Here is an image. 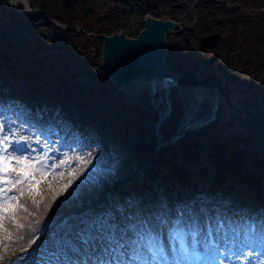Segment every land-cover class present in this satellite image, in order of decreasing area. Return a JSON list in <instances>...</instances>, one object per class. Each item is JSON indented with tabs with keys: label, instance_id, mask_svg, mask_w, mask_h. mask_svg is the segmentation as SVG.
Masks as SVG:
<instances>
[{
	"label": "rangeland",
	"instance_id": "1",
	"mask_svg": "<svg viewBox=\"0 0 264 264\" xmlns=\"http://www.w3.org/2000/svg\"><path fill=\"white\" fill-rule=\"evenodd\" d=\"M72 1L70 5H67L65 0H55L52 5V17L36 19L31 23L25 19V14L29 13L24 12L22 3L13 6L11 0H0V42L1 37L6 35L9 38L12 37L14 41L33 44V52L26 54L25 57L40 54L38 59L47 62L51 69V77L55 79V85L59 83L61 86L58 89L53 85L54 91L49 92L50 96H47L48 92L40 96V94L35 95L26 85L10 87L11 84H7L8 79L0 75V264H95L96 261H103L102 254L111 247H107L106 250L101 247L98 250L94 249V253L93 250L91 254L85 252L78 256L69 251L70 247L66 246L70 244L72 246V243L67 241L75 221L67 222L65 216L71 214L74 220L84 221L89 226L101 227L106 231V228L118 229L115 226L117 219L110 224L104 221L112 217L114 211L103 215L102 222L95 219L91 207V204L98 205L99 200L91 203L90 207L75 206L68 212L57 213L59 215L56 214L55 217H48L45 214L46 209L40 211L34 208V205L36 207L44 201L52 205L62 203L68 198L76 197L82 185L86 184V180L97 184L105 177L117 179L124 170L128 171V175L125 174L123 179L126 183L119 189H132L130 187L138 182L135 171L142 173L151 165V160H147L139 168L138 156L141 154L132 155L133 148L139 140L140 134L136 133L138 127L143 128L145 135L140 137H143L145 141L154 139L158 141L159 147H166L180 142L186 134L197 133L207 126L208 133L225 131L231 136L238 137L237 140L249 141V144L252 142L255 149L261 152L260 156L264 162V123H258L226 106L215 90L174 87L170 91H158L154 94L153 85L149 82H136L130 88L118 89L110 79L108 69L103 66V41L96 35L124 31L128 36L134 37L142 30L145 12H153L157 15L170 14L183 23L181 31L184 33L180 34L177 30L168 35L167 56L170 54L172 44L175 45L177 40L189 37L190 45L184 43L183 49L176 51L172 49L174 50L173 58H181L183 62L184 55L190 56L193 63L188 69L197 70L201 78L213 73L214 69L218 70L224 82L238 90L234 100H238L239 104L248 106L258 116L264 118V50H253L249 44L240 43L233 48L229 38L226 37V34L234 28L231 18L237 20L239 17L246 16L249 27H251L252 17L264 19V0H194L195 3L193 0H175L171 7L169 3L160 2L156 7L151 8L144 5L142 7L137 3L138 1L133 2L134 0L128 4L125 0H87L83 9L76 7L73 23L59 20L58 16H69L63 15L67 11L63 10L66 7L70 8L73 5ZM29 2L31 4V0ZM33 8L41 10L37 6ZM12 9L21 11L19 16H12L13 13L9 12ZM204 17H208L209 21L203 22ZM193 20L197 24L194 25ZM54 21L70 26L69 28L59 26L65 34H68L67 37L64 35L62 37L60 33L55 32ZM242 21L240 20L241 23ZM209 28L221 33L224 39L220 40L216 49L204 52L199 42L201 37L211 32ZM25 49L28 50L26 47ZM217 52L222 53L220 63L218 61L208 65L206 58ZM167 66L168 68L170 66L168 61ZM173 66L174 68L170 67L172 73L178 75L183 71V67H179L180 63ZM90 91L97 98V103L93 107L95 114L91 117L84 100ZM124 106L126 107L122 108ZM131 106L135 108L140 106L142 115L151 117H146L144 120L139 118L138 124L135 125L131 124L132 122H125L126 124L113 122L114 117L117 116L116 112L120 113L118 116L121 120L129 121ZM174 106L177 107V116L171 115ZM160 112L168 114L161 125L166 130H173L168 141L162 138L158 128L159 118H155V114L158 116ZM176 117L178 118L175 121ZM36 118L44 123L37 124ZM78 118L82 122H79L80 127L75 126V128ZM115 123L123 126V129L125 125H128L130 130L124 136L118 135L114 127ZM176 123L178 127L174 130ZM131 127L135 129L132 130ZM25 128L32 129L30 130L32 132H27ZM85 132L88 133L83 135ZM66 137L67 141H65ZM49 138H52L53 143L49 142ZM90 140L101 144L102 149L98 148L100 151L95 154L92 148L88 149L90 153L82 154L80 150L78 151L80 145L87 146ZM176 157L177 162L182 166H188L195 171L202 170L198 165L187 164L181 156ZM204 160H207L204 162L210 170V179L207 178L205 183L202 181L195 189H188L187 193L181 192V198L171 196L174 194L172 189L178 193L179 185L176 187V183L166 182L162 186L167 192V200L156 205L158 206L156 209L145 207L140 200L139 206L132 204L134 221L127 231L120 232L122 236L120 241H126L124 243L130 246L134 237V227L151 222L155 219L151 217H156V213L165 205L173 206V213L178 217L179 211L185 214L186 210L190 209L197 212L203 210L198 212L201 214L208 209L219 212L222 209L229 211L238 206L242 207L243 203L240 202H245L247 199L255 203L254 195L252 200L241 195L238 200L227 204L214 201L209 188L216 166L207 157H204ZM262 164L253 168L259 171L260 177L264 178ZM233 165L237 166L236 163ZM134 168L136 170L133 172ZM245 173L247 174L248 171ZM108 187L107 184L101 185L103 193L110 200L117 198L115 196L117 188ZM262 198L264 200V192ZM260 199V196L256 199L259 210L263 201L261 199L260 202ZM199 201L203 204L199 205ZM220 218H214L213 223L216 226L219 224L221 226L220 221L223 220ZM251 221H245L248 233L247 222ZM60 222L63 225L72 224V227L63 235H59L60 231L58 232L55 228V225ZM160 223V218L159 221H155L156 225ZM190 231L193 232L189 228L187 232L191 234ZM174 232V230L169 232L172 236L170 245L173 246L168 255L160 257V261H152L149 264H183L178 252L177 240L173 239ZM53 236L60 239L52 244L50 240ZM261 237L262 229L258 228L256 239L250 241L249 248L242 247L233 241L229 244L211 237L199 245L206 254L202 264H234L236 255L242 256L238 264H264ZM29 242L31 244L24 247ZM122 247H125L123 243ZM111 262L110 264H116L114 261ZM128 264L139 263L131 260Z\"/></svg>",
	"mask_w": 264,
	"mask_h": 264
},
{
	"label": "trees",
	"instance_id": "2",
	"mask_svg": "<svg viewBox=\"0 0 264 264\" xmlns=\"http://www.w3.org/2000/svg\"><path fill=\"white\" fill-rule=\"evenodd\" d=\"M54 1L55 0H31V6L40 7L44 13L52 17L51 15L53 14L51 12L53 9L52 5ZM73 1V5L70 6V8H63V11L67 10L63 15L68 14V17H57V15H55L59 20L66 23H73L72 20L74 19L73 16L76 13V7H80L83 9V6L84 4H86L87 0H75L76 2ZM131 1L133 0L127 1V4ZM139 1L141 2V5H147L149 8L155 7L161 1H165L166 3L170 2V0ZM12 10H8L10 14L13 13L11 14L12 16H19V13L17 14L16 11ZM25 16L27 22L31 23L36 19H44L43 15L41 14H25ZM252 19L253 20L251 21V27L248 26V20L246 16L239 17V19L233 21L232 24L234 28L226 34V37L229 38L230 45L233 46V48L237 43H240L243 45L249 44L250 47L253 48V50H264V19L261 17H252ZM206 20H208V17H204L203 22ZM240 20H243L242 23L240 22ZM32 26H34V24H32ZM55 31L60 33L62 37H67L68 35L65 34V31H62V28L58 26H55ZM11 38L6 35L1 37V77L8 79L7 84H11L9 86L12 88H15L18 85L22 84L29 86L35 95L40 94L41 96L42 93L48 92L47 96H50L49 92L51 90L54 91L53 85H55L56 82L55 79L51 77V69L49 68L47 62L42 59H38L40 54H37L34 57H25L26 54H31L33 52V44H24L23 41L18 42L14 41L13 38ZM174 44L175 45H171L170 54L166 56V62L168 61L170 65L169 69L170 67L174 68L173 65L178 63H180L179 67H183V70L189 68V66H192L193 62L190 60V56H183L184 63L181 61V58H173L174 53L172 52L174 50L176 51L177 49H183V46H185L183 40H177ZM25 47L28 48V50L25 49ZM85 47L88 48L87 46ZM173 48L174 50H172ZM55 86L58 89L59 87H61L59 83ZM81 87H83V85H81ZM58 95L61 96L59 93ZM84 100L86 102L88 114L90 115L89 117H91L95 114L93 111V107L94 104L97 103L96 95L90 91V94H88V97H84ZM125 107L126 106L122 108ZM140 110V106H138V108H135V106H131L128 117L130 118L129 121H125L124 119L121 120V118L118 116L120 113L116 112L115 115L117 116L114 117L113 122H132L131 124L135 125L138 124L137 119L140 118L144 120L146 119V117H151L149 115H142ZM172 114L177 116V107H173L171 115ZM155 116V118L157 119V114H155ZM177 118L178 117H176V119L174 120L176 121ZM101 119L102 118H100V120ZM114 127L117 130L116 134L121 136H124L126 132L130 130V126L128 125H125V129H123V126H118L115 123ZM176 127L177 123L174 127V130ZM131 129L133 130L135 128L131 127ZM161 131L165 139H168L173 132V130H166L164 126H162ZM136 133L142 135L143 137L145 135L142 127H138ZM140 135L138 142L136 141L137 144H135L136 142L134 143L135 147L133 148L134 153H132V155L136 156L139 153L141 154V156H138V159H140L139 168L145 162H147V160H151V166L144 172L137 175L138 182H135L130 187L132 189H119L122 184L126 183V181L123 179H125V174L128 175V171L124 170V173L118 176L117 179L110 176H104L105 179L101 180V182H98L97 184H92L89 180H86V184L82 185L76 197L74 196L73 198H68L62 203H56L55 205H52L50 204V202L44 201L40 202L36 207L34 205V208L40 209V211H42V209H46L45 214L48 217H55L57 213L60 214L63 212H68L75 206L81 208L82 206L89 205L96 200H101L100 203L98 205H95L92 209L95 219H99L103 222V215L114 211V215L104 221L111 223L114 219H117L118 226L123 230H126L130 228V225H132L134 221L132 204H135L134 206H139V203L142 202L145 207L149 209H156V207H158L156 205H159L161 202H165L167 200V192H165L164 187L162 186L166 182H176L179 184L180 190L178 191V193H176L174 189H172V192H174V194H172L171 196L175 195L180 198L182 197L181 192L187 193L188 189L197 188L199 183L201 184L202 181H204L205 183V180L209 178L210 170L208 169L207 165L205 166L204 161L207 160H204V157H207L208 160H211L213 165L216 166L214 175L215 178L213 177L209 188L211 190L214 201H219L224 204H227L228 202H234L238 200V198L236 197L237 194L240 196L242 195L243 197H249L252 199L255 198L256 200L260 196V193L256 192L260 188H264V178L262 176L260 177L259 171L254 170L253 168H256V166L264 163L263 159H261L260 156L261 152L259 150H256L255 146H253L251 143L249 144V141L237 140L239 139L238 137L231 136V134H229L228 132L220 131L216 133H208L207 126H205L203 130H200L197 133L186 134L184 138H182V140L175 145L166 146L157 150V153L156 140L152 139L151 141H145V139L143 137L141 138ZM176 156H181V158L187 164L200 166L202 170L195 171L190 167L188 168V166H182L177 162L178 159ZM152 158H155L154 163ZM233 163H236L237 166L235 167ZM230 166H232L233 168L230 169ZM135 170L136 169L134 168L133 172ZM246 171H248L247 174L245 173ZM137 172L138 170L135 171V175L137 174ZM103 184H107L109 186L108 188H117V198L110 200L101 190V185ZM245 191H247V193ZM139 200L140 202H138ZM211 202L214 203L213 201ZM262 210H264V208H262ZM31 211L32 209L30 210V212ZM66 218L67 222H69V220L75 221L73 231L71 232L70 237L67 241V243H72V246L71 244L66 246L70 247L69 251L73 255L78 256L79 254L85 252L91 254L94 249L98 250L101 247H103V249H106L110 244L107 234L100 231L99 227L95 228L94 225L89 226V224L84 221L74 220V217L71 214ZM71 227L72 224L69 225L67 223V225H63L61 224V222L55 226L56 230L58 232L60 231L59 235H63V233H65ZM56 230L55 232H57ZM56 237L57 236H53L50 240L52 244L60 239V237ZM29 244H31V242L27 243V245H25L24 247H27ZM94 252L95 250L93 251V253Z\"/></svg>",
	"mask_w": 264,
	"mask_h": 264
},
{
	"label": "water",
	"instance_id": "3",
	"mask_svg": "<svg viewBox=\"0 0 264 264\" xmlns=\"http://www.w3.org/2000/svg\"><path fill=\"white\" fill-rule=\"evenodd\" d=\"M65 3L70 5L71 0H65ZM24 7L25 12H35L29 2ZM36 12L43 13L40 10ZM44 16L49 18L45 14ZM182 27L180 22L169 17L147 16L144 19V27L137 37L128 36L124 31H115L110 35L103 34L101 36L103 40L102 62L103 66L108 69L109 77L114 85L118 89H124L130 88L136 82H149L154 88L157 82L169 80L179 88L215 90L226 106L256 122L264 123L263 117L256 115L246 105L239 104L238 100H234V95L238 90L226 84L218 70L214 69L213 73L204 78L199 77V72L194 69L184 70L178 75L171 72L165 59L167 36ZM185 40L190 42L187 38ZM220 40V33H212L203 36L199 43L201 49L207 51L217 48ZM220 57V53H214L207 58V62L215 64Z\"/></svg>",
	"mask_w": 264,
	"mask_h": 264
},
{
	"label": "bare ground",
	"instance_id": "4",
	"mask_svg": "<svg viewBox=\"0 0 264 264\" xmlns=\"http://www.w3.org/2000/svg\"><path fill=\"white\" fill-rule=\"evenodd\" d=\"M13 3L15 5L18 3L27 5L28 1L13 0ZM174 87L175 86L171 83V81L162 80L154 85L153 92L155 94L158 91H170ZM166 118V113L161 112L162 123L166 120ZM35 122L40 125L44 123V121L42 122L37 118ZM79 122H82L80 118H78L76 121V123L78 124L77 127H80ZM25 130L27 132H32L30 131L32 129L25 128ZM87 133L88 132H85L83 133V135H86ZM65 141H67V137ZM100 147L101 144H96L93 140H90L87 146L83 147V145H80L78 147V151L80 150L82 154H85L89 152L88 149L92 148V152L93 154H95L100 151L99 149H102ZM263 192V188H260L256 192L260 193V197L262 200ZM240 197L241 196L238 195L237 198L239 199ZM261 199L260 202L262 201ZM250 200L252 199L250 198ZM254 202L256 204L253 202H249L247 199L245 202H240L243 203V205L241 204L242 207L238 206L229 211L222 209L218 212L215 209H208L204 213L201 212L200 214L198 212L203 210H198L197 212L190 209L186 210L185 214H183L182 216L178 215V217H176L173 213V206L165 205L160 209L158 213H156V217H151V219L155 218L151 222H145L139 226L134 227V237L132 238L130 246L125 245V247H118L117 249L111 247L105 254L101 253L103 261H96L95 264H102L101 262H104V264H110L112 263L111 261L116 262V264H128L131 260H135L139 264H143L144 262H147L149 264L152 261H160L159 258L167 256L168 252L173 246L170 245L172 236L169 234V232L172 230H180L183 233L187 234L186 231L189 228L194 231H198L199 233V237L197 239L190 237L195 246H199L205 240L208 241L209 239H211V237H216L218 241L221 240L224 243L233 241L234 243L242 247L245 246V248H249L251 245L250 241H254L257 234L252 235L251 233H248L246 231V220L256 221L258 223V228L262 229V237L260 239H263L261 245L264 249V212L260 214L259 208H257L258 203L256 200ZM198 204L201 205L203 204V202H198ZM263 204L264 200L262 201V208H264ZM216 217H221L220 219L223 220V226H220V224L219 226H216L213 223L214 218ZM159 218L161 223L156 225L155 221H159ZM183 226H187L188 228L186 229ZM174 238L175 237L173 236V239ZM236 256H234L236 258L234 264H238V262H241L242 256Z\"/></svg>",
	"mask_w": 264,
	"mask_h": 264
},
{
	"label": "flooded vegetation",
	"instance_id": "5",
	"mask_svg": "<svg viewBox=\"0 0 264 264\" xmlns=\"http://www.w3.org/2000/svg\"><path fill=\"white\" fill-rule=\"evenodd\" d=\"M189 44V43H188ZM191 44V43H190ZM220 54H221V57H220V59H219V63H220V60H221V58H222V53L221 52H219ZM222 63H224V62H222ZM262 65H263V63H262ZM264 66V65H263Z\"/></svg>",
	"mask_w": 264,
	"mask_h": 264
},
{
	"label": "snow or ice",
	"instance_id": "6",
	"mask_svg": "<svg viewBox=\"0 0 264 264\" xmlns=\"http://www.w3.org/2000/svg\"><path fill=\"white\" fill-rule=\"evenodd\" d=\"M102 264H104V262H102Z\"/></svg>",
	"mask_w": 264,
	"mask_h": 264
}]
</instances>
